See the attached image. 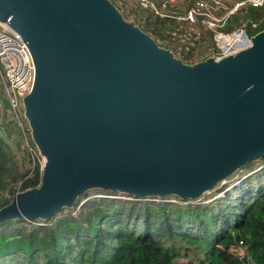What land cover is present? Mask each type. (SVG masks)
Masks as SVG:
<instances>
[{"label":"water","instance_id":"obj_1","mask_svg":"<svg viewBox=\"0 0 264 264\" xmlns=\"http://www.w3.org/2000/svg\"><path fill=\"white\" fill-rule=\"evenodd\" d=\"M0 21L34 64L22 108L44 158L0 222L48 219L90 189L197 199L264 156V29L186 62L112 0H0Z\"/></svg>","mask_w":264,"mask_h":264},{"label":"trees","instance_id":"obj_2","mask_svg":"<svg viewBox=\"0 0 264 264\" xmlns=\"http://www.w3.org/2000/svg\"><path fill=\"white\" fill-rule=\"evenodd\" d=\"M142 11L143 14L136 15L139 25L184 61L204 58L214 48L211 34L206 33L196 47L177 53L171 31L179 23L152 11ZM241 19L245 20L243 23L250 34L264 29V3L237 9L229 16L226 28H234L233 22ZM3 102L5 118L12 126L6 129L7 136L13 139L19 131L7 111L5 97ZM1 134L0 207L16 191L37 185L41 173L39 161L24 151L27 159L36 161L34 167L20 175H11V180L20 179V182L9 184L7 162L10 158ZM230 189L202 203L142 197L122 199L113 196L114 191L101 190L104 195H91L80 203L79 196L74 203L79 205L75 209L77 213L59 214L68 208L64 207L48 219H7L0 222V264H180L176 259L181 255L179 248L173 243L167 244L176 236L200 245L203 257L193 264H243L232 249L239 239L264 264V187L251 198H245L243 193L238 197V204ZM189 224L192 225L185 227Z\"/></svg>","mask_w":264,"mask_h":264},{"label":"built area","instance_id":"obj_3","mask_svg":"<svg viewBox=\"0 0 264 264\" xmlns=\"http://www.w3.org/2000/svg\"><path fill=\"white\" fill-rule=\"evenodd\" d=\"M120 2L123 1L120 0ZM184 2L190 3L182 11H178L177 7ZM134 3L144 10L152 11L161 17L172 18L179 23L178 25L175 24L171 31L172 37L176 40L175 51L177 53L187 52L196 47L201 37L210 33L214 48L210 49L209 55L219 57L251 44V34L244 23L232 29L226 28L229 16L242 7H258L264 3V0H237L232 9L224 12L222 11L224 8L222 0H132L131 5ZM254 26L255 24L252 23L251 27ZM174 54L176 55V53ZM0 77L4 97L8 102L7 111L23 140V152L27 151L31 158L35 156L37 161L41 158L42 167L44 158L36 146L31 143L30 130L22 108V98L32 86L34 64L25 43L7 21H0ZM2 109H4V104L0 99V111ZM35 162L32 159L30 168L34 167ZM114 196L132 198V194L128 193H120ZM142 198L152 199L155 197L143 196ZM163 200L188 202L187 200L190 199L172 197L170 200L167 198ZM232 249L243 264H260L249 253L247 244L243 239H239L237 245Z\"/></svg>","mask_w":264,"mask_h":264},{"label":"rangeland","instance_id":"obj_4","mask_svg":"<svg viewBox=\"0 0 264 264\" xmlns=\"http://www.w3.org/2000/svg\"><path fill=\"white\" fill-rule=\"evenodd\" d=\"M112 1L119 7V9L121 10L125 18L134 20V21L136 20L135 22L139 24L136 19V15L139 16L143 14V11H142L143 9L139 8L136 3H134V6H131L130 4H132V0L130 1L122 0L123 2H120V0H112ZM236 1L237 0H222L223 7H224L222 11L224 12V11L232 9L235 6ZM186 5H187V2L180 4V6L177 7L178 11H182ZM243 21L245 20L244 19L237 20V21H234L233 24L237 26L241 23L243 24ZM156 40L157 42H159L157 38ZM0 81H1V77H0ZM0 99L2 101L4 100V91H3V88L1 87V84H0ZM9 124H8L7 119L5 118V109H2V111H0V131H2L1 132L2 134L1 133L0 134L2 135L4 139V142L6 145L5 148L8 149L7 153L10 158L9 161L7 162V166L9 168V173L7 175V178H9L11 181L9 184L16 185L17 183L18 185V183L20 182V179L11 180V175L17 176V174L20 175L21 173H23L27 168L30 167L31 161L27 159L26 155H24L23 146H22L23 140L20 137V135H16V136L14 135L12 137L13 139L8 138L6 129L12 128V126ZM13 129H15L14 125H13ZM32 143L34 144L33 141ZM39 161H40L39 163L41 167V163H42L41 158H39ZM261 187H264V156L248 161L244 166H242V168L235 170L228 177H226L222 181H219L213 188L204 192V194L200 198L190 199L187 201L189 203L190 202L191 203L208 202L220 196L222 193H226L225 191L231 188L230 189L231 195L234 196L235 203L238 204V197L241 196L243 193H244L245 198H251L257 193V191ZM117 194H120V193L117 191H114L113 196ZM91 195H104V194L99 189L87 190L85 193L80 195L81 199L79 203L85 200L87 197H90ZM169 197H172V196H168L166 198H169ZM122 199H132V198H122ZM142 199H146V198H142ZM152 199H157V197L152 198ZM158 199H165V198L162 197ZM175 202L185 203V202H181L177 200ZM73 206L64 208L61 211L59 210L60 211L59 214L68 212V211L75 212L76 211L75 209H77L79 205H76L74 207ZM191 225L192 224H189L185 227L188 228ZM191 231H194V230H188L189 233H192V234L196 233V231L194 232H191ZM198 233H201V232L198 231ZM172 243L175 244V246H177L180 250L181 255L176 258L178 260V263L180 264L182 263L191 264L192 262L196 263L201 257H203L201 247L198 243L189 242L185 239H182L179 236H176L175 239L173 238L167 242V244H172Z\"/></svg>","mask_w":264,"mask_h":264},{"label":"bare ground","instance_id":"obj_5","mask_svg":"<svg viewBox=\"0 0 264 264\" xmlns=\"http://www.w3.org/2000/svg\"><path fill=\"white\" fill-rule=\"evenodd\" d=\"M240 168H242V167H240ZM240 168H238V169H240ZM222 181V180H221ZM218 183V182H217ZM216 183V184H217ZM99 190H102V189H99ZM117 192H119V191H117ZM119 193H125V192H119ZM128 194H130V193H128ZM132 196H134L135 197V199H138V197L139 196H136V195H132ZM134 197H132V199H134ZM140 198V197H139ZM191 203V202H190Z\"/></svg>","mask_w":264,"mask_h":264}]
</instances>
